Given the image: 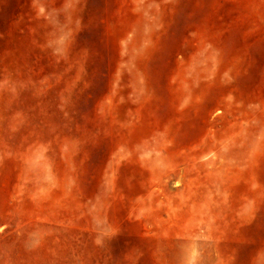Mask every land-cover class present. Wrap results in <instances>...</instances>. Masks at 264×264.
Here are the masks:
<instances>
[{"label": "rangeland", "instance_id": "rangeland-1", "mask_svg": "<svg viewBox=\"0 0 264 264\" xmlns=\"http://www.w3.org/2000/svg\"><path fill=\"white\" fill-rule=\"evenodd\" d=\"M0 264H264V0H0Z\"/></svg>", "mask_w": 264, "mask_h": 264}, {"label": "clouds", "instance_id": "clouds-1", "mask_svg": "<svg viewBox=\"0 0 264 264\" xmlns=\"http://www.w3.org/2000/svg\"><path fill=\"white\" fill-rule=\"evenodd\" d=\"M97 243H100V241L98 240Z\"/></svg>", "mask_w": 264, "mask_h": 264}]
</instances>
